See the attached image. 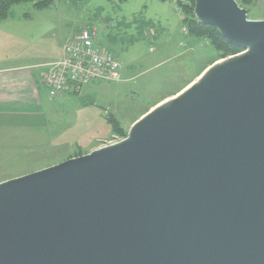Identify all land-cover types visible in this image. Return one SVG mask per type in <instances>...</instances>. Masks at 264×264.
Wrapping results in <instances>:
<instances>
[{
    "label": "water",
    "instance_id": "water-1",
    "mask_svg": "<svg viewBox=\"0 0 264 264\" xmlns=\"http://www.w3.org/2000/svg\"><path fill=\"white\" fill-rule=\"evenodd\" d=\"M194 2L250 51L116 145L0 182V264H264V20Z\"/></svg>",
    "mask_w": 264,
    "mask_h": 264
},
{
    "label": "rangeland",
    "instance_id": "rangeland-1",
    "mask_svg": "<svg viewBox=\"0 0 264 264\" xmlns=\"http://www.w3.org/2000/svg\"><path fill=\"white\" fill-rule=\"evenodd\" d=\"M66 1L59 0L52 11H45L44 18L50 14L48 24H58L57 31H62L63 22L72 18L76 23L67 34L83 25L95 27L96 43L119 54L123 80L88 84L65 99H51L44 88L43 119L27 118L17 129H0V182L126 139L132 124L149 112L155 102L200 76V69L211 59H222H218L207 38L186 36L188 29L183 32L185 18L180 11L185 0L60 3ZM236 1L247 9L250 19L264 20V0ZM55 11H60L58 17L51 15ZM37 26L40 31L41 24ZM56 34L57 41L64 38ZM190 38L194 45L183 43ZM128 77L131 80L125 81ZM114 119L119 125H113Z\"/></svg>",
    "mask_w": 264,
    "mask_h": 264
},
{
    "label": "crops",
    "instance_id": "crops-1",
    "mask_svg": "<svg viewBox=\"0 0 264 264\" xmlns=\"http://www.w3.org/2000/svg\"><path fill=\"white\" fill-rule=\"evenodd\" d=\"M58 2L59 0H54L44 9L36 8L34 3H21L14 6L16 13L13 10L8 18L0 21V129H15L27 118L43 119V91L46 89L43 77L47 66L62 57L64 42L79 34L81 30H93L96 32V39L98 38L97 29L90 25H83L84 27L67 34L72 24L76 23L70 17L63 22L62 31H57L60 30V25L48 24L50 14H46L44 18V13L52 11ZM71 2L67 0L60 3ZM60 11L52 12L51 15L58 17ZM43 18L44 22L41 21ZM37 23L41 24L40 31ZM56 33L64 38L57 41ZM198 78L199 76L195 77L179 92L192 85ZM127 80H131V77L125 81ZM68 94L60 98H69ZM162 100L154 104L158 105Z\"/></svg>",
    "mask_w": 264,
    "mask_h": 264
},
{
    "label": "built area",
    "instance_id": "built-area-1",
    "mask_svg": "<svg viewBox=\"0 0 264 264\" xmlns=\"http://www.w3.org/2000/svg\"><path fill=\"white\" fill-rule=\"evenodd\" d=\"M95 39L96 32L86 28L64 42L62 57L47 66L43 77L51 99L79 92L88 84L123 80L119 54Z\"/></svg>",
    "mask_w": 264,
    "mask_h": 264
},
{
    "label": "trees",
    "instance_id": "trees-1",
    "mask_svg": "<svg viewBox=\"0 0 264 264\" xmlns=\"http://www.w3.org/2000/svg\"><path fill=\"white\" fill-rule=\"evenodd\" d=\"M53 2L54 0H0V21L5 20L6 18L9 17V15L12 14L13 12L12 9L14 8L15 5H19L21 3H34V6L36 8L44 9L46 7H49ZM194 3H195L194 0H185V3L181 5L180 13H182L185 18L184 19L185 26L183 25V32L184 30L187 31L188 29V33H186V36L188 34V36L192 38H196V39L207 38L209 42L211 43V45L213 46L212 48L218 54V59L220 58L223 59L229 55L234 56V54L242 52L243 51L242 48H239L227 42V40L222 36L218 28L212 25L203 24L201 21H199V19L196 17L195 12H194ZM189 42L192 45H194L193 39L191 38L190 40H188V42L184 41L183 43L187 45ZM215 60L217 59H211L208 64L204 65V67L202 66V69H200L201 74L206 70L205 69L206 66L209 64H213ZM182 88L183 87L179 88L174 94H176ZM72 93H78V92L73 91ZM155 105L156 104H154V106ZM112 123L114 126L115 125L117 126L118 124L117 120L115 119L113 120ZM117 131H120L119 126L117 128Z\"/></svg>",
    "mask_w": 264,
    "mask_h": 264
},
{
    "label": "bare ground",
    "instance_id": "bare-ground-1",
    "mask_svg": "<svg viewBox=\"0 0 264 264\" xmlns=\"http://www.w3.org/2000/svg\"><path fill=\"white\" fill-rule=\"evenodd\" d=\"M248 51H250V49L248 50ZM242 54V53H241ZM237 55H239V54H237ZM234 56H231L230 58H233ZM229 58H227V59H220V60H218V61H216L214 64H212V65H210L203 73H202V75H200L199 76V78L192 84V85H190L189 87H187V88H185L184 90H182L181 92H179L178 94H176L175 96H173V97H171V98H169V99H166L165 101H163V102H161V103H159L158 105H156L155 107H153L152 108V110L149 112V113H147V114H150V113H152L154 110H156L157 108H160V107H162L163 105H165V104H167L168 102H170V101H172V100H174V99H176V98H179L180 96H183V95H185V93H187V92H189V91H191L197 84H200V83H202L216 68V66L217 65H219V64H221V63H223V62H225V61H227ZM146 114V115H147ZM145 115V116H146ZM142 120V119H141ZM139 122H141V121H138V122H136V124L131 128V130H133L138 124H139ZM120 143V142H119ZM117 143H114V144H112V145H116ZM109 147H111V145H104V146H101V147H99V148H97V150L99 151V150H103V149H106V148H109Z\"/></svg>",
    "mask_w": 264,
    "mask_h": 264
}]
</instances>
